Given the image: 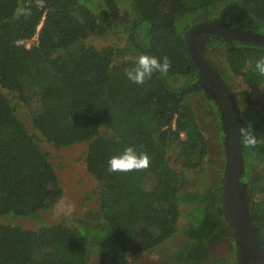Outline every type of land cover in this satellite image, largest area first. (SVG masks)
<instances>
[{
    "label": "trees",
    "instance_id": "16d2710c",
    "mask_svg": "<svg viewBox=\"0 0 264 264\" xmlns=\"http://www.w3.org/2000/svg\"><path fill=\"white\" fill-rule=\"evenodd\" d=\"M122 1L0 0V218L36 219L62 198L39 140L85 143L86 170L99 183L91 220L36 228L0 221V264H89L97 255L125 261L124 254L168 241L181 218L184 242L169 245L164 261L210 264L209 245L230 226L220 180L185 186L209 145L198 112L184 102L188 94L178 100L169 93L199 79L185 40L193 25L217 21L263 33L264 0H127L131 21L122 28L119 60L113 45L86 40L109 16L119 19ZM208 36V55H221L218 75L237 90L244 85L245 102L255 104L252 92L264 96V45ZM4 90L25 106L26 119ZM253 144L245 150L250 164L258 159ZM245 174L250 219L264 247V169Z\"/></svg>",
    "mask_w": 264,
    "mask_h": 264
},
{
    "label": "rangeland",
    "instance_id": "374dc122",
    "mask_svg": "<svg viewBox=\"0 0 264 264\" xmlns=\"http://www.w3.org/2000/svg\"><path fill=\"white\" fill-rule=\"evenodd\" d=\"M121 9L119 13V19L112 21L109 16V21L102 25L93 33L86 42L88 44L102 47L106 45H113L118 54V59L122 60L125 50V41L127 34L123 33L122 28L125 27L131 21V15L129 11V5L127 0L121 2ZM35 38L28 39L24 43L26 46H30L35 42ZM220 54L217 57L209 55L210 63L217 65L220 62ZM140 58H142L140 56ZM229 81L234 85L235 81ZM239 79L236 80L239 83ZM245 86L237 90H233L236 93V100L238 102V110L242 117V121L245 118L260 119V124L257 129L248 125L244 128V133H247L248 137L244 138V149L246 150L247 143H254V147L250 150L255 151L258 157L255 163L250 164L248 161L249 153L246 154L244 150V165L245 169H249L254 174L261 173L264 166L261 161V157H264V96L252 92L250 94L251 100L255 101V104L246 103L242 94V90H245ZM7 96L13 97L8 91H3ZM15 102L20 104V113L26 119V108L20 102L19 99L14 96ZM184 102L192 106L199 115V121L201 128L208 141L209 149L207 157L203 161V166L187 172L185 186L189 189L194 188H209L218 183L221 176V165L223 163L224 148L221 144V134L219 133L218 126L212 122V115L214 116V109L211 105H208L203 98L197 95H189L184 99ZM211 111L213 113L211 114ZM216 119V118H215ZM218 120V119H217ZM214 123V124H213ZM250 126V127H249ZM38 144L46 151L51 158L54 169L58 175L59 182L63 191L62 198L51 208L40 211L36 219L25 217H2L0 221L6 223H18L25 228H36L40 225H47L56 222H66L72 224L77 218L93 219L97 206L98 198V181L86 170L84 157L86 153L85 143H76L65 147H55L51 143L39 140ZM170 164L174 168H178V165L170 159ZM246 173V171H245ZM244 175V178H246ZM183 218L179 221V227L177 232L166 242L160 244L155 249L143 252L140 254H124L123 259L129 261L132 264H164V256L167 255L166 251L169 249V245H180L184 242V237L181 234V228L183 225ZM229 237V238H227ZM234 236L231 233H226L223 238L214 240L209 250L212 257L221 258L222 255L228 254L230 251L229 243ZM233 241V240H232ZM121 260V259H120ZM101 257L89 256V264H100Z\"/></svg>",
    "mask_w": 264,
    "mask_h": 264
},
{
    "label": "flooded vegetation",
    "instance_id": "af4514ba",
    "mask_svg": "<svg viewBox=\"0 0 264 264\" xmlns=\"http://www.w3.org/2000/svg\"><path fill=\"white\" fill-rule=\"evenodd\" d=\"M210 22L219 24V22L217 21ZM219 25L227 26L221 23ZM244 32L264 35V32L260 33L257 31H253V29ZM209 34L211 33H202V35L197 38L196 42L194 41L202 58L207 60L208 63H210L208 55L210 51L209 47H207L210 45L209 43H207L209 42ZM212 36L218 37L215 34H212ZM213 71L225 83V85L231 92L233 100V109L231 115L228 113L225 101L223 100L216 87L209 82L203 81L200 76L199 79L190 84L188 87H182L181 91L178 94H176L175 92L169 93L172 97H176L178 100H181L184 94H188V96L198 94L208 105H211L213 107L214 116L212 115V122H214L218 126V129L221 131V144L224 148V156L223 163L221 165L222 169L220 182L222 187L226 217L230 225L225 233H231L234 238H230L233 241L231 240L229 243L230 251L228 252V254L222 255L221 258L217 260L215 259V257H213L210 264H249L251 260H253L254 256H256V253L259 257V264H263L264 247L262 245V241L258 236V229L257 227L253 226L249 213L250 200L248 195V182L246 178H244L246 169L244 165L245 149L243 142L244 138L248 137L247 133H244V128L250 125L252 128L257 129L258 125L260 124V119L257 117H255L254 119L251 116V118H245L244 120L246 121H242V117L238 110L239 104L236 100V93L233 90L234 88L232 87L233 84L227 79H222L221 75H218L216 66H213ZM213 111H211V114L213 113ZM216 112L219 113L218 117L215 116ZM227 175L230 176L229 178L231 180L232 201L230 209L226 207L224 195V183ZM248 234H253L256 237V244L248 238ZM254 249H256L257 252ZM100 257V264H132L126 260H112L107 259L105 256ZM164 264L179 263L164 262Z\"/></svg>",
    "mask_w": 264,
    "mask_h": 264
},
{
    "label": "water",
    "instance_id": "95a60500",
    "mask_svg": "<svg viewBox=\"0 0 264 264\" xmlns=\"http://www.w3.org/2000/svg\"><path fill=\"white\" fill-rule=\"evenodd\" d=\"M199 33H211L218 36L233 38L241 41H248L251 43L264 45V35L249 33L237 30L235 28H230L228 26H223L215 24L213 22H200L193 25L186 33L185 40L187 43L189 56L192 62L197 66L200 77L203 81L213 84L216 89L221 94L223 100L225 101L228 113L232 114L233 109V100L230 90L227 88L225 83L215 74L213 69L204 61L202 58L196 44L194 43V35ZM230 176L227 175V178L224 183V195L226 207L231 208V180ZM251 235V236H250ZM248 234V238L256 244V237L253 234ZM256 252L257 250L254 249ZM253 260L249 264H259L258 254H255Z\"/></svg>",
    "mask_w": 264,
    "mask_h": 264
}]
</instances>
